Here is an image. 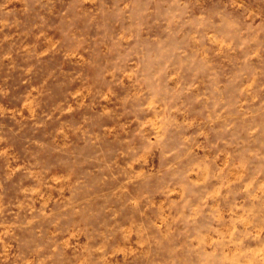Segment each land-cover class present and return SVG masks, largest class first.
Segmentation results:
<instances>
[{
	"label": "rangeland",
	"instance_id": "1",
	"mask_svg": "<svg viewBox=\"0 0 264 264\" xmlns=\"http://www.w3.org/2000/svg\"><path fill=\"white\" fill-rule=\"evenodd\" d=\"M0 264H264V0H0Z\"/></svg>",
	"mask_w": 264,
	"mask_h": 264
}]
</instances>
